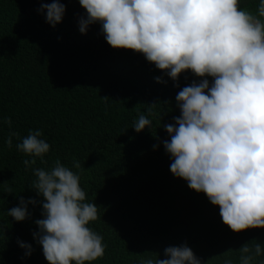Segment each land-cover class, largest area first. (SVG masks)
I'll list each match as a JSON object with an SVG mask.
<instances>
[{"label":"trees","instance_id":"1","mask_svg":"<svg viewBox=\"0 0 264 264\" xmlns=\"http://www.w3.org/2000/svg\"><path fill=\"white\" fill-rule=\"evenodd\" d=\"M52 2L0 0V264H48L32 235L39 231L35 221L44 218L33 169L50 171L56 160L80 176L85 202L98 206L99 219L87 226L107 247L103 258L85 264L166 259V247L185 243L202 264H240L242 245L255 241L264 249V228L232 232L218 205L170 172L164 125L180 116L175 97L193 81L206 78L211 86L213 78L185 70L174 82L142 53L112 48L99 23L81 34L78 20L87 13L79 0H59L66 10L53 28L37 11ZM259 4L240 0L241 10L254 15ZM149 105H155L151 115ZM141 114L152 127L137 133ZM30 130L42 131L50 151L44 163L36 158L26 169L23 161L33 157L16 145ZM10 132L19 134L11 148ZM20 197L36 204L27 205L30 218L17 222L7 213ZM18 240L31 245L30 256ZM262 260L264 254L253 264Z\"/></svg>","mask_w":264,"mask_h":264},{"label":"clouds","instance_id":"2","mask_svg":"<svg viewBox=\"0 0 264 264\" xmlns=\"http://www.w3.org/2000/svg\"><path fill=\"white\" fill-rule=\"evenodd\" d=\"M79 4L87 13L78 20L81 34L99 23L112 48L142 53L174 82L185 70L213 78L211 86L206 78L193 81L175 97L180 116L164 125L171 137L163 141L172 159L170 172L218 205L223 224L232 232L264 228V0L255 15L241 10L240 0H79ZM65 10L63 3L53 0L37 11L46 13V23L54 28ZM154 107L149 105V115ZM6 122L11 127V119ZM151 127L144 114L133 126L137 133ZM13 136L19 134L10 132L9 148ZM41 136V130H30L16 145L33 157L23 161L26 169L36 164V158L45 162L50 144ZM73 167L81 165L73 161ZM33 172L34 189L44 198V218L35 221L39 231L32 235L48 264H85L103 258L107 245L87 226L99 219L98 206L85 202L80 176L59 160L50 171ZM28 204L36 201L20 197L19 205L7 214L22 222L30 218ZM17 243L25 257L31 255L30 244ZM239 251L240 264H253L264 254L255 241ZM164 256L141 264H202L186 243L166 247Z\"/></svg>","mask_w":264,"mask_h":264}]
</instances>
